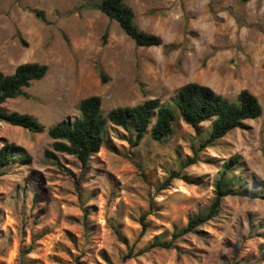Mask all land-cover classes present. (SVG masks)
<instances>
[{
	"label": "rangeland",
	"instance_id": "obj_1",
	"mask_svg": "<svg viewBox=\"0 0 264 264\" xmlns=\"http://www.w3.org/2000/svg\"><path fill=\"white\" fill-rule=\"evenodd\" d=\"M84 3L0 0V71L10 75L24 63L49 68L24 90L28 97L4 104L8 111L49 129L79 117L90 96L101 97L104 113L152 98L171 106L195 82L230 101L248 90L263 115L199 152L193 165L187 162L211 122L195 129L178 120L163 141L147 134L136 147L110 125L86 168L67 154H57L60 165L46 159L47 133L0 123V148L7 141L30 156L0 176V264H264V0H125L138 28L162 38L149 48ZM30 10L43 11L47 23ZM235 156L227 178L257 197L223 198L212 220L173 240L208 210ZM155 239L173 248L135 255ZM130 250L135 256L125 259Z\"/></svg>",
	"mask_w": 264,
	"mask_h": 264
},
{
	"label": "trees",
	"instance_id": "obj_2",
	"mask_svg": "<svg viewBox=\"0 0 264 264\" xmlns=\"http://www.w3.org/2000/svg\"><path fill=\"white\" fill-rule=\"evenodd\" d=\"M81 8L99 10L110 20L116 21L125 34L138 47L162 46V38L141 31L135 23L133 9L125 0H84ZM37 19L47 23L45 14L41 10H30ZM172 46L170 49H173ZM48 66L39 63H24L19 65L13 74L6 75L0 71V123L20 127L32 133H47L53 140L52 150L45 151V158L60 165L58 153L75 157L86 168L91 158L100 152L104 138L109 133V126L122 128L130 134L129 143L132 147L140 145L147 134L155 141H163L173 133L174 125L182 120L192 128H199L206 122H211L207 136L200 141L194 151V157L187 165L197 163L198 153L212 147L217 141L239 129L247 120L259 119L263 115V107L257 96L248 90H242L235 101H230L211 87L191 82L182 86L176 93L173 104L166 105L158 98H152L134 107H117L104 113L102 99L99 96H90L79 104L80 116L73 121H65L46 129L35 117L29 114L10 112L4 104L18 97H28L24 91L35 81H40L48 74ZM102 82L107 78L101 73ZM264 156V149H263ZM239 157L230 160L222 177L214 184L215 197L208 210L188 221L181 231H176L172 239H178L186 234L193 233L197 228L212 220L218 213L222 199L228 196H244L255 199V194L240 192L233 187V178H227L228 171L237 163ZM30 156L25 149L14 143L3 142L0 148V176L6 174L5 167L16 162H28ZM165 185L162 186L164 189ZM145 216H141L142 233L146 231ZM118 239L127 244L120 231L114 226ZM172 241L155 239L148 248L135 254L151 249L171 250ZM28 248L24 254L30 253ZM132 250L124 257L130 259L135 256Z\"/></svg>",
	"mask_w": 264,
	"mask_h": 264
}]
</instances>
